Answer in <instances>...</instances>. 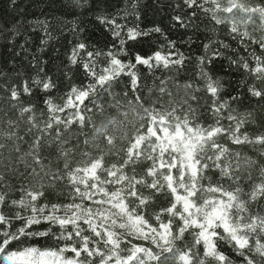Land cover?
Wrapping results in <instances>:
<instances>
[{"label": "snow or ice", "instance_id": "obj_1", "mask_svg": "<svg viewBox=\"0 0 264 264\" xmlns=\"http://www.w3.org/2000/svg\"><path fill=\"white\" fill-rule=\"evenodd\" d=\"M153 4L0 16V264H264V0Z\"/></svg>", "mask_w": 264, "mask_h": 264}, {"label": "trees", "instance_id": "obj_2", "mask_svg": "<svg viewBox=\"0 0 264 264\" xmlns=\"http://www.w3.org/2000/svg\"><path fill=\"white\" fill-rule=\"evenodd\" d=\"M141 2L144 5V9L142 11V20L144 25L151 26L152 24H160L161 27L166 30L169 29L170 25L167 17L156 10L153 0H141ZM60 4L61 0H17L16 7L24 10L23 13H19L13 11V6L9 4V0H0V16H3L5 19H9L12 16H20L21 18L27 16L28 18H31L34 16H40L42 12L56 13L61 11ZM85 23H87V20ZM89 31L93 32L91 38L94 41L103 43L106 34L103 33L101 29L93 31L91 26H89ZM169 36L177 41H180L181 39L184 41L188 40V35L184 33V30L179 28L169 31ZM33 39L37 40L38 37L34 35ZM201 39H203V36H201ZM2 43L3 42L0 41V44ZM57 47H59V52H54V50L50 48L45 54V58L59 63V60L64 58V53L67 50L68 45L66 43H61L58 44ZM181 47L186 48L187 45L182 44ZM192 50L194 53L200 51L199 40L196 44L192 45ZM11 58L12 53L8 49L0 47V64L7 63ZM216 67L221 74L224 72V69L221 67L219 62Z\"/></svg>", "mask_w": 264, "mask_h": 264}]
</instances>
